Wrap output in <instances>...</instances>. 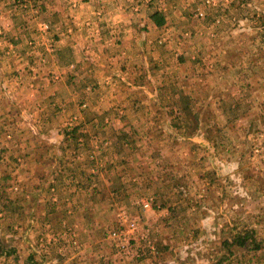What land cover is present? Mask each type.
<instances>
[{"label":"rangeland","instance_id":"rangeland-1","mask_svg":"<svg viewBox=\"0 0 264 264\" xmlns=\"http://www.w3.org/2000/svg\"><path fill=\"white\" fill-rule=\"evenodd\" d=\"M120 22L129 44L147 41L133 76L83 78L112 50L100 28ZM47 141L83 144L71 157L103 176L115 162L116 196L79 215L81 195L39 191L70 180L36 161ZM93 221L122 264H264V0H0V264L84 263Z\"/></svg>","mask_w":264,"mask_h":264},{"label":"crops","instance_id":"crops-1","mask_svg":"<svg viewBox=\"0 0 264 264\" xmlns=\"http://www.w3.org/2000/svg\"><path fill=\"white\" fill-rule=\"evenodd\" d=\"M85 15L87 12L84 13ZM91 18L87 17H82L81 22L83 23L86 20H90ZM67 21H70L67 19ZM124 21V20H123ZM122 22V21H121ZM118 26V28H104L101 27V37L106 39L105 47L106 50H111V52L107 53L106 55L105 52H94V58L93 60L96 61V64H90V66H86L84 69V74L83 78L85 79H90V78H100L97 79L98 83L101 82L102 80H108L111 79L112 77L120 78L123 80H128L132 76L127 73H123V68H127L132 66V62L134 61L135 58L139 57V50H141V57L144 56V50L147 48V41L144 39V35L142 36L143 38V45L141 48H138L135 45L129 44L130 32H128L123 25L121 24ZM69 26H66L65 32L66 34L65 37L68 40L67 47L68 48H76L79 51V48L83 50V47L81 44L73 45L70 43V38L71 35L69 33L75 32V30L71 31L68 29ZM78 32H83L86 34V32L83 30V27H79L77 30V36L79 38H82V36L78 35ZM108 46V47H107ZM87 52V51H85ZM109 56L107 57V55ZM107 57V58H105ZM96 59V60H95ZM102 61L103 64H102ZM99 63V64H98ZM111 65H122V69L120 70H113L111 68ZM75 66V62L67 63L65 66L62 64V67L71 69L72 67ZM131 71V70H130ZM91 73V74H89ZM89 74V75H88ZM71 79V74L68 76ZM80 77V78H82ZM127 77V78H126ZM102 79V80H101ZM68 85H71L69 81L67 82ZM97 130V126H84L82 127V132L86 133L91 131L92 133H95ZM119 142L115 140V142L110 143L109 149L115 147ZM96 141H90L89 145H91L94 149H96ZM73 144L69 142H61V141H47V142H42L41 144H38L39 151L36 152L39 155L38 157H35L37 159L36 161H39L40 158L43 159L41 162H52V160L56 163V161H61L63 165L67 166L69 165V168L67 171H69L68 174H66L67 177H69L70 180H67V182H64V179H62V176H58L56 181L50 180V179H44L41 183H37V189L39 191L44 190L43 187L45 184H47V188L45 189L46 192L50 193L54 197H70L72 193H76L77 195H81L83 198L80 201V205H73V213L76 214L77 212L80 211L79 215H84L83 214V207H91L92 209H97L99 207L100 200L96 199V196H116V190L114 188V181L117 179L118 176L112 177V175H121V173H118V166L115 162L109 161V164L113 168L115 173H113V169L111 168L109 172H105L104 176L101 171V163H97V165L91 166L89 164H86V156L84 154V158H74L71 157V148H78V149H84L83 144L79 142H75ZM78 160V163L74 164L72 161ZM73 163V164H72ZM75 165V166H73ZM78 165V167H76ZM80 165V166H79ZM114 165V166H112ZM84 166V167H82ZM72 180V181H71ZM46 181V182H45ZM126 181L129 183L126 185L127 188H135L134 185L137 183L135 181H138L136 177L132 176H127ZM130 181H132V184H130ZM54 182V183H53ZM68 182H71V184H66ZM139 182V181H138ZM140 183H146L144 181H141ZM125 186V185H124ZM145 191V188H141V192ZM62 194H61V193ZM55 200V198H53ZM68 205V204H67ZM47 213H49V210H47ZM67 213H70V210L68 209ZM51 217V218H50ZM52 214L47 215L46 222L52 221ZM74 223V222H73ZM98 223L91 222L90 225L87 227H83V229H88L92 228L90 231V235L93 237L92 241L89 242L87 245H85L84 248L90 249V255L86 258H81L84 259V263L80 264H122L118 260L115 261L114 255L109 254L108 256L103 257V252L100 250L104 247V243L102 239H99V237L95 236L94 230L96 228H99L97 226ZM77 226L80 227V223H77ZM102 227V226H101ZM98 243H101L97 245ZM53 245H56L55 242L52 243ZM82 247V246H81ZM51 248V246H50ZM99 256L101 257L102 260H95L96 257ZM79 261V260H78ZM77 261V262H78Z\"/></svg>","mask_w":264,"mask_h":264},{"label":"built area","instance_id":"built-area-1","mask_svg":"<svg viewBox=\"0 0 264 264\" xmlns=\"http://www.w3.org/2000/svg\"><path fill=\"white\" fill-rule=\"evenodd\" d=\"M149 205H150V201H144V202H143V207H144V208H147ZM135 229H136L135 225H134V224H130L129 230L132 232V231H134ZM112 236L115 237L117 240H120L122 234H121V233H119V234H117V233H113Z\"/></svg>","mask_w":264,"mask_h":264},{"label":"trees","instance_id":"trees-1","mask_svg":"<svg viewBox=\"0 0 264 264\" xmlns=\"http://www.w3.org/2000/svg\"><path fill=\"white\" fill-rule=\"evenodd\" d=\"M157 25H160V22L159 21H157V22H155ZM248 238V235H244L243 237H242V239L240 238V237H237L236 238V244H238L239 246H241V247H245V240ZM256 248V247H255Z\"/></svg>","mask_w":264,"mask_h":264}]
</instances>
